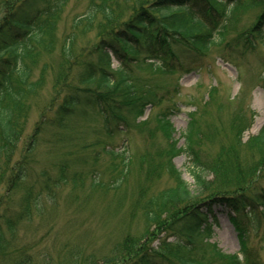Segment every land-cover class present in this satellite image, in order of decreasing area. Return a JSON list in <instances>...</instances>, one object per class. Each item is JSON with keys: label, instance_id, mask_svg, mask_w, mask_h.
<instances>
[{"label": "rangeland", "instance_id": "1", "mask_svg": "<svg viewBox=\"0 0 264 264\" xmlns=\"http://www.w3.org/2000/svg\"><path fill=\"white\" fill-rule=\"evenodd\" d=\"M18 1L0 0V24ZM93 2L96 3L95 0L67 1L53 33L57 42L54 54L43 56L36 67L39 76L43 63L54 64H51L53 70L49 67L45 72L44 85L33 101L30 118L11 163L12 166L17 162L27 163V177L21 183L22 188L9 194V172L3 176L0 174V180L3 178L0 216H7L3 222L7 235L3 246L12 250L8 256L3 254L5 249H0V264H72L77 260L90 263L103 257H114L125 243L140 239L147 231L156 234L154 245H160L164 240L173 245L178 236L185 241L181 220L184 215L180 217L178 212L162 215L160 228L148 224L147 218L153 211L152 206L149 208L150 202L176 184L170 166L181 172L193 192L196 190L190 158L182 152L185 146L183 133L194 113L205 133L199 151L206 160H211L220 148L232 143L233 138L228 137V133L236 122L244 130L241 139L247 146L242 149L240 166L238 170L230 168L229 172H223L219 176L220 182L230 184L232 180H252L253 183H249L255 185L252 191L264 189V145L251 148L249 144L264 126V79L261 77L264 45L259 46L256 53L242 56L245 50L241 44L232 42L237 39L236 28L255 23L261 7L242 9L236 17L230 16L232 7L228 9L229 17H221L226 20L229 33L220 47H224L223 50L219 52L217 47L213 48L206 59L198 60L190 69H187L186 62L185 69L176 67L173 74L154 69L158 61L134 65L132 72L136 78L149 80L154 92L158 91V86L162 88L159 93L161 102L147 106L142 117L114 122L110 112L101 113L102 105L110 101L100 99V109L96 106L77 107L61 128L45 125L30 149L36 124L43 114L42 106L50 104L57 96L54 68L58 65L65 40L74 38L71 58L91 52H94L92 57L95 60L100 56L95 48L108 23L100 18L92 26L87 21L79 27L76 25ZM11 5L13 7L8 10ZM219 5L223 7L231 3L224 0ZM129 8L120 0L114 12L124 19L132 13ZM261 36L264 38V33L261 32ZM240 52L241 55L237 56ZM231 58H235L236 63H230ZM110 62L111 71L121 66L112 54ZM82 71L81 66L73 69L76 78ZM210 88L218 95L211 93ZM142 89L149 90V87L144 85ZM212 94L216 95L214 99ZM57 105L50 115L55 114ZM240 110L244 114L238 120L235 113ZM159 120H165L174 130L164 132ZM126 124L130 126L126 127ZM111 126L113 129L109 131L107 128ZM174 146L178 149L176 155L171 153ZM122 172L125 173L123 177L120 176ZM117 180L121 181L120 184ZM47 184L53 185L43 188ZM41 187L43 193L37 201L32 200L30 215L21 219L26 190L31 188L35 196ZM225 205L217 202L210 209L203 208L197 219L202 228L210 231L209 235L205 231L196 239L197 252L202 254L198 255L200 264H214L217 251L239 253L243 241L232 219L245 228L246 238L243 240L246 246L264 262V207H257L256 218L249 219L241 211ZM8 218L11 224L7 225ZM170 253L177 261L179 253Z\"/></svg>", "mask_w": 264, "mask_h": 264}, {"label": "trees", "instance_id": "2", "mask_svg": "<svg viewBox=\"0 0 264 264\" xmlns=\"http://www.w3.org/2000/svg\"><path fill=\"white\" fill-rule=\"evenodd\" d=\"M67 1L20 0L13 10H9L12 5L8 6L9 14L0 24V169L3 171H0V174L3 176V173L9 172L10 186L7 191L9 194L10 191L22 188L21 183L27 177V163L17 162L13 166L11 163L30 118L33 101L39 96L44 85L45 72L49 67L53 70L54 64L51 63L52 66L50 62H45L42 64L40 75H36V67L43 56L51 57L54 54L57 42L53 38V33L57 27L59 14ZM95 1L96 3H92L88 13L76 25L79 27L87 21V24L92 26L100 18L108 23L107 30L95 48L100 56L95 60L92 57L94 52H91L76 54L71 58L74 38L65 40L58 57V65L54 68V88L57 96L50 104L42 106L43 114L36 124L30 149L37 142L45 125L61 128L77 107L96 106L100 109V99L110 101L105 106L101 104V113L110 112L114 122H128L127 118L142 117L147 106L161 102L162 97L159 93L162 88L156 84L159 88L154 92L149 80L142 81L134 76L132 67L146 61L152 64L158 61L159 64L157 66L154 64V69L173 74L176 67L185 69V62L187 69L194 67L195 62L206 59L215 47L221 52L224 47L222 49L220 47L229 34L227 22L221 17H229L227 10L231 7L230 16L233 17L242 9L261 7L255 23L245 28L240 26L239 29L236 28L237 39L232 42L241 44V48L245 50L242 56L256 53L258 47L264 45L263 35L261 36V32L264 33V0H227L231 5L223 7L219 3L224 0H121L129 5L132 11L124 19L114 12L120 0ZM110 54L121 65L115 71L109 69ZM235 61V58H231L230 63L234 64ZM77 66L84 68L79 78H76L73 72ZM261 70V77L264 79V63L261 64ZM141 85L149 87V90H143ZM215 91L211 89V93L218 95ZM214 94L212 99L216 97ZM56 103L58 105L55 114L50 115ZM117 105L124 106L125 109L121 110ZM243 114L242 110L235 113L238 120ZM195 115V113L191 115L187 130L183 133L185 146L182 152L190 158V169L196 190L193 192L181 172L170 166V174L175 177L176 184L150 202L149 208L152 206L153 211L148 213L147 218L148 224H156L160 228L162 215L175 212L180 213V217L184 215L181 220L183 219V232L186 233L185 241L178 236L173 245L166 240L161 241L160 245H154L156 234L147 231L139 237L140 239L125 243L121 252L114 257H103L90 263L77 260L72 264H117L119 261H123L121 264H200L198 255L202 254L197 252L199 247L196 239L205 231L208 235L210 233L202 228L201 222H197L203 208L210 209L220 202L226 204L229 209L241 211L249 219L256 218L257 207H264V189L260 192L252 191L255 189V185H249L253 183L252 180L231 179L230 184L221 183L219 180V176L227 170L229 172L230 168L238 170L242 149L247 146L241 139L244 130L241 127L240 130L236 122L228 133V137L233 138L232 143L220 148L219 153L211 160H206L199 151L205 133ZM159 123L162 124L164 132L174 130L165 120H159ZM127 126L130 125L126 124ZM107 129L111 131L113 127ZM249 144L251 148L264 145V126ZM177 152L178 149L174 146L171 150L172 155H176ZM124 175L122 172L120 176ZM257 179L258 177L256 181ZM2 182L3 178L0 185ZM120 182L117 180L118 184ZM52 185L47 184L43 188ZM43 188H39L35 196L31 188L26 190L25 210L20 213L21 219L30 215L32 200L39 199ZM6 217L5 214L0 216L1 250L5 249L3 244L7 238L3 227ZM4 218L5 220H2ZM231 222L241 235L243 241L241 249L238 254L217 251L214 264H264L246 246L243 240L246 238L245 228L233 219ZM6 224H11L9 218ZM8 230H11V227ZM170 252L179 253L177 261L171 257ZM10 253L12 250L9 249L3 252L8 256Z\"/></svg>", "mask_w": 264, "mask_h": 264}]
</instances>
